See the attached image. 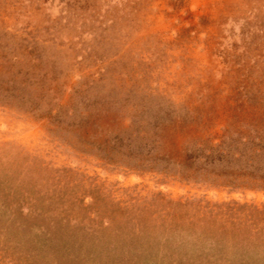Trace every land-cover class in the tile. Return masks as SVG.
Listing matches in <instances>:
<instances>
[{
    "label": "rangeland",
    "instance_id": "obj_1",
    "mask_svg": "<svg viewBox=\"0 0 264 264\" xmlns=\"http://www.w3.org/2000/svg\"><path fill=\"white\" fill-rule=\"evenodd\" d=\"M0 264H264V0H0Z\"/></svg>",
    "mask_w": 264,
    "mask_h": 264
}]
</instances>
